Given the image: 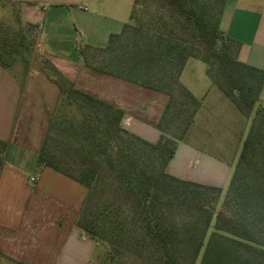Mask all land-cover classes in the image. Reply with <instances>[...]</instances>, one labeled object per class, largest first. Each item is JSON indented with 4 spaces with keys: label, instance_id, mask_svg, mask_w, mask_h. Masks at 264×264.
Instances as JSON below:
<instances>
[{
    "label": "trees",
    "instance_id": "1",
    "mask_svg": "<svg viewBox=\"0 0 264 264\" xmlns=\"http://www.w3.org/2000/svg\"><path fill=\"white\" fill-rule=\"evenodd\" d=\"M2 1L10 2L14 26L10 32L0 23V65L7 68L17 58L27 59L37 33L35 24L20 17V0ZM138 1L133 0L121 31L110 33L106 46L97 49L102 52L97 63L86 54L90 46L81 54L88 65L168 94L156 123L168 135L152 143L126 130L120 125L121 107L76 88L44 56L42 67L62 95V140L80 167L74 175L45 160V141L37 162L86 188L83 216L76 225L92 240L107 243L99 264H264V106L259 105L264 69L240 61L239 41L220 28L226 0H161L165 10L159 13L168 12L175 20L148 8L139 10ZM178 19L214 49L217 62L197 54L188 36L173 32ZM189 57L206 65L212 83L238 111L253 113L216 212L222 187L165 170L200 105L179 80ZM173 124L179 132L169 130ZM0 143L6 147L5 141ZM97 190L101 197L91 203ZM109 190L120 195L106 196ZM183 207L190 212L183 213Z\"/></svg>",
    "mask_w": 264,
    "mask_h": 264
},
{
    "label": "crops",
    "instance_id": "2",
    "mask_svg": "<svg viewBox=\"0 0 264 264\" xmlns=\"http://www.w3.org/2000/svg\"><path fill=\"white\" fill-rule=\"evenodd\" d=\"M22 1L24 22L34 24L35 11L40 8L42 24H47L50 32L37 36V49L42 43L39 51L66 79L76 88L121 107L120 125L133 134L152 143L162 134L168 135L156 126L168 94L88 65L80 50L71 56L62 54V29L72 25L89 41L87 45L96 52L91 54L92 61L97 63L102 53L97 49L104 48L110 33L120 32L128 21L125 13L131 0ZM87 2L93 4L92 11H87ZM76 10L84 16L78 17ZM220 28L239 41L240 61L264 69V0H226ZM19 61L23 60L17 58L7 68L0 65V139L9 143L6 156L11 151L12 160H16H4L0 166V252L30 264H77L94 246L75 225L85 187L37 162L46 127L33 105L42 100L36 84L33 92L26 88L30 73L19 69ZM205 69L200 59L189 57L180 73V82L200 105L183 138L177 139L165 170L178 178L223 188L231 172L232 154L220 137L237 131L244 116L212 83ZM4 83L9 85L6 91ZM4 97L7 105L1 102ZM20 151L32 153L26 163H17ZM31 168L35 170H28Z\"/></svg>",
    "mask_w": 264,
    "mask_h": 264
},
{
    "label": "rangeland",
    "instance_id": "3",
    "mask_svg": "<svg viewBox=\"0 0 264 264\" xmlns=\"http://www.w3.org/2000/svg\"><path fill=\"white\" fill-rule=\"evenodd\" d=\"M21 1V5L19 7V15L23 19V13L24 9L22 8V4L24 5L25 2ZM10 2L5 1L3 2L0 0V23L3 25L5 24L7 27L10 28V32H13L12 26V13L10 8ZM138 7L139 10H145L146 8L149 9V11H158V13L161 11L163 12L165 9L163 8V5L161 3V0H139L138 1ZM133 0H131V3L126 9L125 18L126 21L129 18L131 8H132ZM38 7V6H37ZM87 11L93 10V4L92 3H86ZM146 11V10H145ZM40 8H37L35 11V26H37V36L39 34L43 36L44 34H48L50 32L49 28L47 27V24H42L41 14H40ZM78 17H83L84 12H79V10H76ZM164 13H166L164 15ZM159 13L160 15L163 14V16H169L170 14L168 12ZM145 17V15L143 16ZM171 18L170 20H175V18H172L171 16L167 17ZM175 28L173 29V32L179 35H184L189 37V41L194 46L195 50L197 51V54L199 55H206L209 58V61L217 62V57L214 54V49L209 47L206 43L202 42L200 39L195 37L193 35V32L190 28L185 27L180 19L175 21ZM44 26V27H43ZM69 29H65L62 34V54L71 56L75 53L76 50H84L86 48L87 44H90L87 38L83 34H81L79 31L74 30L72 25H69ZM52 30V29H51ZM132 31L136 32V30L132 29ZM45 36V35H44ZM39 49H42V43H40ZM37 49V46L35 45L33 48V51L29 54H27V59L21 58L23 61H19L17 63L19 69L21 70H27L30 75L27 80V89L29 88V92H33V86L36 84L37 88L39 89L40 96H41V102L39 101V98L36 97L35 99L39 101V103H35L33 106L35 107L36 112L38 115H40L41 124L45 126V134L43 142L45 141L44 147H43V157L45 160L59 166V168L65 172L78 175L79 167H80V160L77 157V155L70 150L65 143L62 140V95L59 93L56 85L51 81V79L47 75V71L43 69V59L44 55ZM96 52L88 49L86 51V54L90 60H92L91 54H95ZM163 73L167 77V70L164 69ZM31 85V87H30ZM9 87L8 84L4 83L5 91ZM26 96L22 98V101L26 100ZM260 102L259 105L264 106V86L260 92ZM2 104L5 105V97L2 99ZM7 105V104H6ZM7 108V107H6ZM5 108V109H6ZM244 121L240 128H237V131L232 133H225L222 134L221 142L223 145H226L232 154V168L230 175L235 168L238 155L241 149L242 141L248 131L249 125L252 120L253 113H250V115H243ZM59 121V122H57ZM169 130L179 132V129L175 124L171 125L169 127ZM42 142V144H43ZM9 143H6L5 145L0 143V166L4 162V160L13 161L16 162V160H12L11 158V151L7 153L6 156V150L8 149ZM42 147V146H41ZM41 149V148H40ZM11 150V148L9 149ZM19 153V152H18ZM39 153V152H38ZM221 155H226L225 152H219ZM32 153L30 152H23L20 151V159H17L18 164L26 163L28 161V157H30ZM31 171H34L35 168L28 169ZM229 175V178H230ZM229 178L225 184V186L222 188L221 194L217 199L216 207L214 211L216 212L218 207L223 203L225 198V192L227 189V184L229 181ZM87 190L84 188V194H83V200L81 207L78 211V214L75 219V225L83 216V210H84V200L87 196ZM120 194L118 192H114L109 190L108 194L106 196H114L117 198ZM100 191L94 192L93 196L91 197V203H95L98 199H100ZM183 213H189V209H186L185 207L182 208ZM213 225V219L210 226V229H212ZM77 229L81 232V236L83 238L85 237H91V235L86 232L85 230L81 229L76 225ZM94 246L90 253V255L82 256L78 259L77 264H86V261L95 262L99 264V261H101L104 258L105 252L107 250V243H105L103 240H99L98 238H95L94 240ZM81 262V263H80ZM198 261L196 262V264ZM0 264H30L23 261H20L18 258H8L7 256H4L0 252Z\"/></svg>",
    "mask_w": 264,
    "mask_h": 264
},
{
    "label": "built area",
    "instance_id": "4",
    "mask_svg": "<svg viewBox=\"0 0 264 264\" xmlns=\"http://www.w3.org/2000/svg\"><path fill=\"white\" fill-rule=\"evenodd\" d=\"M31 180H34V178H33V177H31Z\"/></svg>",
    "mask_w": 264,
    "mask_h": 264
}]
</instances>
